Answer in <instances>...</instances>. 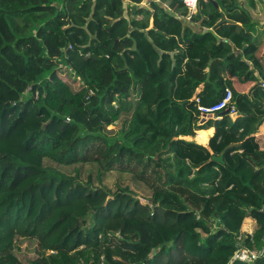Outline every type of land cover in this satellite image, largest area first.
Segmentation results:
<instances>
[{
    "label": "trees",
    "instance_id": "trees-1",
    "mask_svg": "<svg viewBox=\"0 0 264 264\" xmlns=\"http://www.w3.org/2000/svg\"><path fill=\"white\" fill-rule=\"evenodd\" d=\"M256 3L0 0V264H264L233 260L264 238Z\"/></svg>",
    "mask_w": 264,
    "mask_h": 264
},
{
    "label": "rangeland",
    "instance_id": "rangeland-1",
    "mask_svg": "<svg viewBox=\"0 0 264 264\" xmlns=\"http://www.w3.org/2000/svg\"><path fill=\"white\" fill-rule=\"evenodd\" d=\"M219 6L220 5H218V7ZM258 7L262 12L258 13V15L257 14L256 15L258 16V18H260V17L264 18V0H257L256 8H258ZM256 8L250 9L247 7V9L250 11V14H254L256 12ZM252 27L254 28L252 30L256 31L255 30L256 26H255L254 21L249 26L250 29ZM258 36L260 38L261 43L264 44V29L263 28H260V30L258 31ZM74 75L76 76V74H74ZM250 93H251V91H250ZM39 94H40V92L36 91V98L39 97ZM33 102L34 101H31L30 103L33 104ZM31 104H29L27 109H23V107H20L14 116V118H17L19 116V119H17V124L14 126V135L16 138V142L20 145H23L26 142V140L28 138L29 131L34 130L37 127V121H35V120H41L42 122L47 123L46 115H44V114L38 115L34 112L28 111ZM53 126L54 125L52 123L51 128ZM185 138H187V137L185 136ZM206 141H207V139L202 144H205ZM241 166L244 169V173L247 176L251 175L254 171V169L251 166L245 167V165H240V167ZM116 177H117L116 175L107 176L106 183L109 185V187L114 188V182L116 180ZM125 181L130 182L129 178H125ZM142 194H144V193L142 192ZM255 224H256L255 220L252 219V221H250L249 219H246L244 224H243V228H248V230H250V232L249 231H245V232L252 233L256 229ZM15 254L24 264H31L33 259H35L37 256L36 254L28 253V252L20 251V250H16ZM135 259L138 260L139 258H135Z\"/></svg>",
    "mask_w": 264,
    "mask_h": 264
},
{
    "label": "built area",
    "instance_id": "built-area-1",
    "mask_svg": "<svg viewBox=\"0 0 264 264\" xmlns=\"http://www.w3.org/2000/svg\"><path fill=\"white\" fill-rule=\"evenodd\" d=\"M184 3L188 6L191 13H194L197 9L199 0H182ZM233 100V92L230 88L226 89L225 95L221 100L218 102L205 106L200 105L199 110L204 115H212L214 113L223 111L224 109L230 108L231 111L234 113V109L232 107H229L230 103ZM264 258V238H263V244L259 248H241L237 250L233 256V260H238L240 262L245 263H252L257 259Z\"/></svg>",
    "mask_w": 264,
    "mask_h": 264
},
{
    "label": "crops",
    "instance_id": "crops-1",
    "mask_svg": "<svg viewBox=\"0 0 264 264\" xmlns=\"http://www.w3.org/2000/svg\"><path fill=\"white\" fill-rule=\"evenodd\" d=\"M257 4V3H256ZM262 11L259 9V7L258 8H256V12L254 13V14H251V19L254 21V23H255V26H256V28H255V30H256V32L258 33V31L260 30V28L261 27H259L260 26V24L261 23H263L264 22V18H262V17H260V18H258V13H261ZM257 14V15H256ZM253 16V17H252ZM240 24H243V23H241V22H239ZM245 25H247V26H250V25H248V24H245ZM152 26H153V20H151V24H150V27L149 28H152ZM251 29H254L253 27L251 28ZM199 131H203V132H205V133H207V136H206V139H207V141H206V143L205 144H203V145H207L208 144V141H209V137H210V135H212V133L214 132V129H211V130H198L197 131V135H196V137H191V136H186L187 138L186 139H188V140H192V139H194V140H196L198 143H200V144H202V143H204V142H200L199 140H197V136H198V133H200ZM264 124L261 126V128H260V133L261 134H264ZM205 139V140H206ZM246 219H249L250 221H252V218H246ZM257 227V225L255 224V228ZM243 230L244 231H249L250 232V230H248V228H243ZM248 232V233H249Z\"/></svg>",
    "mask_w": 264,
    "mask_h": 264
},
{
    "label": "water",
    "instance_id": "water-1",
    "mask_svg": "<svg viewBox=\"0 0 264 264\" xmlns=\"http://www.w3.org/2000/svg\"><path fill=\"white\" fill-rule=\"evenodd\" d=\"M225 19H226V17L224 16L222 21H224ZM226 111L229 112V111H231V109L228 108ZM213 159H215V160H217V161H220V162H224V160H223V155H220L219 157L214 156Z\"/></svg>",
    "mask_w": 264,
    "mask_h": 264
}]
</instances>
